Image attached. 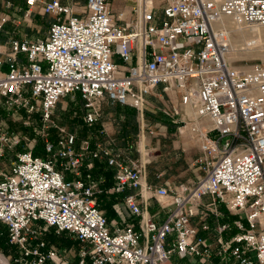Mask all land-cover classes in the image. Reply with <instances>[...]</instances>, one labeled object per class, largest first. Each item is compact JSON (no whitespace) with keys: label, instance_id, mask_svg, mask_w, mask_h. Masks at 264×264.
<instances>
[{"label":"built area","instance_id":"built-area-1","mask_svg":"<svg viewBox=\"0 0 264 264\" xmlns=\"http://www.w3.org/2000/svg\"><path fill=\"white\" fill-rule=\"evenodd\" d=\"M36 1L26 0V14ZM65 1H43V13L52 16L45 38L13 39L9 51L0 49V97L58 129L55 142L45 139L42 155L18 151L0 170V233L5 229L31 264H68L47 243L49 229L84 245L76 264H173V255L203 264L213 250L198 234L209 229L202 206L220 203L237 218L217 232L239 231L221 242L224 264H264V62L233 67L230 33L218 23L228 17L264 26V0H141L138 16L124 24L108 0H86L80 12ZM157 85L176 91L209 125L192 126L204 156V175L192 186L144 185L140 163L109 145L78 142L53 122L68 95L82 100L87 125L99 121L104 101L143 112L145 95ZM0 140L21 143L6 132ZM101 159L114 172L110 192L150 191L166 200L165 219L154 220L135 194H126L128 216L116 208L122 222L112 227L97 202L103 179L82 173Z\"/></svg>","mask_w":264,"mask_h":264},{"label":"crops","instance_id":"crops-1","mask_svg":"<svg viewBox=\"0 0 264 264\" xmlns=\"http://www.w3.org/2000/svg\"><path fill=\"white\" fill-rule=\"evenodd\" d=\"M43 1L37 0L32 6L30 14H26L28 8L26 0H0V19H5L4 24H14L16 26L24 24L27 28L26 30L29 32L28 28L33 30L32 26H34V23H41L40 19H43L44 22L48 20L52 21L51 15L43 13ZM63 2L66 3L65 0ZM108 2L110 10L118 19L119 24L127 23L138 16L137 9L140 6L141 0H108ZM85 4L86 0H73L70 2L74 12L84 10ZM2 30L1 28L0 32ZM23 31L25 32L23 29L18 30L19 35L17 37L5 31L3 33L5 40L4 42H0V49L5 53L9 51L10 41L13 39H36L33 36H29L27 34L28 32L24 33ZM145 102V109L150 110V112H141L137 115L139 130L136 134L140 137V141L145 149L146 147H150L147 153H141L143 154L141 158L144 161V165L141 164L144 171L143 184L151 185L153 188L166 186L169 190H173L181 184L187 186L194 185L204 175L202 164L204 156L196 132L192 127L188 126L176 127L174 125L169 127L167 123L161 124L154 114L158 113V111H163L166 115L170 116L168 120L171 122L183 123L189 119L194 124L200 122L203 125H208V123L190 116L191 114H189L187 106L180 102L179 95L176 91L169 90L165 92L163 91L162 85H157L150 93L146 94ZM175 115L179 116L174 118L173 116ZM120 121H124L123 116H121ZM102 126H104V135L107 137L113 135L112 130L110 131V126H105V124H102ZM120 130V125L114 129L118 134ZM170 137L175 138L170 139ZM102 143L105 144L104 142ZM146 164L152 169H150V175L146 170ZM124 194H135L138 201L154 220L160 222L165 219L168 207H164L163 203L166 200L159 199L153 196L150 191L145 190L140 192L134 189H127ZM124 194L121 195L122 197L117 198V202H119L117 208L122 212V217L128 216L121 203ZM209 201L210 199L208 198L203 199L204 204ZM202 207L206 209L207 216L204 222L208 224L209 229H201L198 234L205 238L206 243L213 250L211 258L204 260L203 264H224V256H227V253L223 252L221 242L229 240L239 231L233 228L232 230L219 234L217 232V226L222 223L232 224L236 220V215L230 213L225 205L220 203L215 206L209 207L204 205ZM194 221L197 224L201 223L198 217L194 218ZM191 262L189 258L181 259L176 255L172 256L173 264H192ZM231 264L239 263L231 262Z\"/></svg>","mask_w":264,"mask_h":264},{"label":"rangeland","instance_id":"rangeland-1","mask_svg":"<svg viewBox=\"0 0 264 264\" xmlns=\"http://www.w3.org/2000/svg\"><path fill=\"white\" fill-rule=\"evenodd\" d=\"M40 21L41 23H34V26H32L33 30H31V28H28L29 32L26 30L27 28L24 26V24L21 26L20 25L16 26L14 24H4L5 26L3 25L4 26L2 27L3 30L0 32V42H4L5 40V37L3 35L5 31L10 32L11 35L17 37L19 35L18 30L21 29L25 30V32L23 31L24 33L28 32L27 34H29V36H33L35 38L37 37L45 38L48 34V28L51 20L44 22L43 19H40ZM251 26L253 25H245V26L243 25V28L249 29ZM243 30H241L239 33L230 31V38L232 40L235 39L239 40V43L233 44L234 45L233 50L237 52L239 55H241V59L232 62L231 65L238 69H250L254 65L260 62H264V59L261 56V54L264 53V44L263 46H260L258 50L257 48L255 49L254 46L255 44H251L252 42H254L253 37H251V35H248L246 33L243 34L244 32ZM115 106L116 105H112L106 101L102 103L100 108L99 121L95 124V126L86 127V124L84 123L83 119L80 120L78 114L79 110L77 104V96L68 95L64 97L62 101L58 103V105L56 106L53 115V122L59 127L67 128L71 132L73 131L78 132V129L81 128L84 129L85 127L88 132L87 134L88 137H94L92 133L95 131V129L100 127V129L102 130V134L100 136L101 141H96L97 143L104 142L106 145H109L115 150H118L123 155L144 165L143 164L144 161L142 160L141 155L147 153V150H149L148 148L150 147H146V149L143 147L144 145H142L140 141V137L136 135L137 132L136 134H131L130 136H126L125 141L122 140V137L120 139L119 137L120 135L118 134V132L116 133L114 131V129L117 128L120 123L117 119ZM132 108L135 109L136 111V122H137V115L141 113V111L134 107ZM143 112H150V110L144 109ZM154 115L157 117L156 119H159L161 124L167 123L169 127L174 125L176 127L177 126L192 127L194 125V123H192V121L189 119L184 121L183 123L171 122L170 120H168L170 116L166 115L163 111L161 112L158 111V113ZM177 116L175 115L173 117L177 118ZM102 124H105V126L107 125L110 126V131L112 130L113 132L112 136L107 137L106 135L103 134L104 126H102ZM138 130H139V126L137 122V131ZM5 132L7 134L17 135L20 138L21 143L14 146L9 144L8 145L3 144L0 140V170L1 169L7 170L10 167V164L13 161L15 154L18 151L31 150L33 152L35 148L41 149V146L43 145L45 139H49V135H54L56 138L58 134V129L56 126H50V127L45 126V124L40 120L37 112L35 111L27 112L23 108H18L9 105L3 97H0V137H1V133H5ZM97 133L98 132H96V134ZM79 136H81V138H85L83 135L79 134ZM172 138L175 137H170V139ZM139 149L142 152H140ZM145 166L148 174L150 175L149 172L151 167L148 164H146ZM84 170L85 168L83 167L82 168L83 174L86 173V171ZM99 194L100 193L97 194V199ZM110 200L111 198L109 196H106L103 203L109 202ZM116 203L117 200H114L111 203V207L115 214L109 215L107 214V208H101V210L106 215L112 227L120 226L122 222L121 216L118 213L120 209L117 211L118 206L116 205ZM235 218H237V216H235ZM45 238L49 246L58 252V259L60 260V263L61 262H67L68 264L77 263L78 253L81 249H83L84 245L80 242L75 241V237L72 234L67 232L56 233L53 229H49L46 232ZM0 254H2L7 259L9 264H18V262L14 260L13 254H5L2 250H0ZM51 263L55 264L54 262Z\"/></svg>","mask_w":264,"mask_h":264},{"label":"trees","instance_id":"trees-1","mask_svg":"<svg viewBox=\"0 0 264 264\" xmlns=\"http://www.w3.org/2000/svg\"><path fill=\"white\" fill-rule=\"evenodd\" d=\"M77 104H78V110H79V117L80 120L83 119V113H84V107H83V102L80 99V97L77 96ZM115 112L117 113V119L120 122V133H119V137L122 140H126V136H130L131 134H136L137 132V122H136V111L135 109L129 107V106H120V105H116L115 106ZM121 116L124 117V121H120ZM87 126H95V124L93 125H87ZM90 130V129H89ZM75 132V131H73ZM96 132H98L96 134ZM94 133V134H93ZM92 133V135H94V137H88L87 134V130L84 127L81 129H78V132H75V137L77 139V141H81V140H89L92 144L97 143L96 141H101V134H102V130L100 129V127H98L97 129H95V131ZM100 133V135H99ZM80 135H83L85 138H81ZM55 136L54 135H49V140L52 142H55ZM22 146V145H21ZM20 146V147H21ZM44 152V147L43 145L41 146V149L39 148H35L33 150V154L34 155H42ZM90 159H86V162H89ZM93 168L90 170H87L85 167L86 173L83 174V177H86V174H91L92 176H97V177H101L103 179V181H101L99 183V187L101 189L100 194L98 195V199L97 202L99 204L100 208H107V214L111 215V214H115L112 207H111V203L114 200H117V198L122 197L121 195L124 193H112L110 192L111 187L114 184V172L112 171V169H110L105 162L101 159V160H93ZM125 195V194H124ZM106 196H109L111 198V200L109 202H104V199L106 198ZM75 241H77L75 239ZM78 242V241H77ZM0 250H2L5 254H13L14 255V260L16 262H18V264H31L29 260L25 261L22 257L21 252L17 249L16 246L12 245L9 243L8 241V237H7V233L5 229H1V233H0ZM45 264H52L51 261H47Z\"/></svg>","mask_w":264,"mask_h":264},{"label":"bare ground","instance_id":"bare-ground-1","mask_svg":"<svg viewBox=\"0 0 264 264\" xmlns=\"http://www.w3.org/2000/svg\"><path fill=\"white\" fill-rule=\"evenodd\" d=\"M221 27L225 28L229 33L230 31L235 32V33H239L241 30H243V34L246 33L248 35H251V37H253L254 42H252L251 44H255V49L263 46L264 44V27L259 26V25H253L251 26L249 29H245L243 28V25L236 23L234 20L228 18V17H222L219 22ZM245 26V25H244ZM229 43H230V48H229V53H228V59L230 64L234 61H237L239 59H241V55H239L237 52H235L233 50V44L239 43L238 39L232 40L231 38L229 39ZM262 58L264 59V53L261 54ZM188 112L189 114H191L192 117H196V112L194 109H192L190 106H187ZM200 125V124H199ZM204 126L207 128L209 127V125H205ZM0 263L1 264H9L7 259L0 254Z\"/></svg>","mask_w":264,"mask_h":264}]
</instances>
